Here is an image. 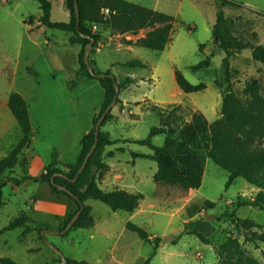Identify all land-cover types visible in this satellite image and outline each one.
I'll return each instance as SVG.
<instances>
[{
	"label": "rangeland",
	"instance_id": "obj_1",
	"mask_svg": "<svg viewBox=\"0 0 264 264\" xmlns=\"http://www.w3.org/2000/svg\"><path fill=\"white\" fill-rule=\"evenodd\" d=\"M128 1L163 11L174 17L170 39L163 50H151L126 42L127 39L134 41L137 36L145 34L148 28L141 29L135 34H119L113 33L107 26L89 23L93 31L102 29V33L107 35L106 38L115 37L114 42H121L124 47L115 45L102 47V60L104 63L114 64L110 71L115 77L125 70L121 63L133 56L147 64V67L137 70L143 82L135 92L138 98L145 100L134 102L135 107L125 108L120 105L124 112H120V117L113 119L112 123L109 122L110 136L120 139L115 145L128 148L117 153L123 160L126 174L135 173L140 178V181H134L132 189L142 195L139 201L140 210L134 215L123 210L113 211L106 203L89 198L86 204L92 207L95 219L93 226L71 229L65 235L59 232L52 233L59 231L60 221L58 222L55 215L38 201L45 200L50 195L49 185L31 181L15 187L12 183H6L0 196V257H10L20 264H58L59 255L47 246L37 228L46 230V240L56 246L64 256L95 264H204L214 258L212 244L201 241L189 232L190 229L211 231V239L217 243L224 240L226 234L221 228L229 221L225 213L236 209L228 208L227 203L236 197L241 189L240 184L245 180L237 178L226 188L227 171L206 157L201 185L193 189L190 198L185 200L190 188L185 187L182 182H166L158 186V182L153 179V167L149 166H154L155 162L147 158L133 157L130 153V150L150 151L149 148L138 143L124 142V139L144 138L150 127L162 124H166L167 128L171 127L175 136L180 130L192 126L195 132L211 135L204 148L205 153H208L216 139L220 143L224 142L223 136L213 135L215 129H225L221 114V87L216 84V82L226 84L223 57L228 53L230 68L233 77L235 76L232 78L233 86L245 105L251 99L250 90L254 89L248 78L252 79L258 70L243 67L246 76L238 78L233 66L234 63H239L237 58L239 56L235 55V50L243 48L244 44L237 42L236 38L234 42L229 40L223 46L212 42V26L221 4L220 0ZM233 1L238 5L231 6L226 2L223 6L221 20L223 31L234 30L244 41L264 42V0ZM12 7L13 5L9 8ZM102 9L100 15L103 14ZM7 10L0 9V24L4 43L9 50H14L12 40H18L20 30L24 29L26 33L23 43L27 42L28 47L34 48L30 52L29 60L32 64L35 63L34 66L39 72H50L46 67H39L45 60L52 63V68L55 66L56 69H59L61 64L68 66L71 63L72 52L77 45L69 42L65 31L48 27L30 29L33 23L30 24L27 18L39 11L37 0H22L12 16ZM51 18L58 21L68 20V11L62 0H52ZM9 30L12 35L7 34ZM44 39L50 42L46 43ZM127 45L131 46L127 49ZM211 52L213 55L209 57L210 62L207 66L192 68V65ZM24 56L23 53L22 57ZM175 69L180 70L191 82L204 81L207 87L195 92L182 91L175 81ZM140 102L142 104L139 105ZM174 106L176 108L172 110ZM104 126L103 129L107 128ZM164 136L163 133L153 136V143L162 144ZM10 149L11 147L6 153ZM4 154L5 151L1 152L0 156ZM18 159L24 168L28 161L26 149L18 155ZM163 164L179 177L185 176L184 168L176 160L164 157ZM18 168L16 167L12 174H9L11 172L9 171L6 176L15 175L23 169ZM205 200L212 202V206L205 209L210 217L198 212L188 215L189 206L201 204ZM248 204L239 209L241 214L246 213L243 208L248 210ZM72 205L74 207V204ZM254 209L256 210L250 214H254L258 220H264V209L260 207ZM205 210L202 209L203 212ZM24 212L29 214L32 222L26 221L22 227L5 228V224L14 217L24 215ZM127 221L143 227L152 235L151 239H142L136 232L128 229ZM154 236L161 237L157 248L152 241ZM164 236L167 240L163 243ZM197 252L201 253V257L195 256Z\"/></svg>",
	"mask_w": 264,
	"mask_h": 264
},
{
	"label": "trees",
	"instance_id": "obj_2",
	"mask_svg": "<svg viewBox=\"0 0 264 264\" xmlns=\"http://www.w3.org/2000/svg\"><path fill=\"white\" fill-rule=\"evenodd\" d=\"M41 14L39 16L30 15L28 21L34 23L38 21L40 25L48 28H57L65 31L71 42H77L81 45L78 54L79 67L75 73L67 78L69 88H74L82 78L88 77L98 80L103 88V101L94 114L92 119V127L86 132L81 140V149L75 163H64L57 166V154H52V161L45 166L39 176H29L23 174V167L18 159V155L23 153L31 143V123L29 118L28 105L23 96L18 92H11L9 95L8 106L14 115L19 128L21 137L19 141L11 147V149L2 157H0V196L2 187L9 181L20 183L25 179L34 181L47 182L52 190L68 197L74 204V208L64 217L60 229H63L74 213L82 208L77 220L69 229L83 228L93 226L95 220L90 214L91 207L85 204L89 198L100 200L106 203L113 211L123 210L127 212L134 211L142 198L139 193H130L122 189H114L105 191L97 186L96 172L106 169L107 164L103 158L105 155L110 156L113 151H108L106 154L105 147L120 141L113 139L107 131L101 130V127L111 119L120 117L118 113L117 97L116 103L107 112L105 118L100 124L98 140L95 149L91 153L85 167L75 177L79 166L81 165L86 153L94 143L95 124L97 119L105 111L106 107L112 101L116 91V78L111 71H102L95 65L91 58L94 47L102 38V29L93 31L89 27V23L107 26L113 33H137L139 30L148 28L145 34L138 37L135 41L127 39L128 44L140 45L151 50H163L169 39L173 28L174 17L163 11L136 3L128 0H77V9L79 11V22L77 25L76 6L74 0H65V8L69 13L67 21L52 20L51 15V0H37ZM231 6L238 5L233 0H220V7L217 11L216 20L212 26L211 39L216 45L223 46L229 40L234 42V37L225 38L221 34V20L223 17V6L225 3ZM108 7V14L100 15L101 8ZM83 34V35H81ZM94 39L92 49L89 54V62L93 67L94 74H91L87 65L84 62V46L90 40ZM192 65V68L207 66L210 62V56ZM252 56L256 61L264 62V46L258 44L253 48ZM224 67L225 85L216 82L221 87V114L224 119V130H216L215 136H223L224 142H218V139L212 144L208 153H205L204 148L211 138V135L203 132H195L193 127H186L179 131L178 135H174V130L166 127V124L150 127L148 134L144 138H125L124 142H133L147 146L151 153L131 152L133 157L149 158L157 162V171L154 174V180L161 183H177L182 182L187 188H198L202 181V169L205 164L206 157L210 158L216 165L223 168L228 173L226 188L238 177L245 179L250 184L256 186V191L253 199V205L264 208V95L259 96L254 89L250 90L251 100L248 104H243L237 92L233 88V74L230 68V60L228 53L222 60ZM128 67H144L145 63L139 59H130L124 62ZM175 81L178 87L184 92H195L207 87L204 81L191 82L180 70H174ZM134 79L130 76H125L120 81H117L119 91L121 88L133 83ZM176 106L172 108L175 109ZM164 134V141L161 145L153 143L152 137L158 134ZM167 157L176 160L185 170V176L179 177L174 172L170 171L163 164V158ZM27 163L24 165L26 167ZM23 168L19 176L12 174L15 168ZM18 168V169H19ZM64 173L67 178L58 175ZM54 176L53 181L51 177ZM59 186L64 187V189ZM249 203L244 201L243 204ZM212 202L205 200L201 204L191 205L187 208L188 215H193L200 212L206 207H211ZM225 215L230 217L235 216V211H227ZM237 224H245L247 226H264L256 223L251 219H243L235 217ZM28 220L27 215L14 217L5 226L6 229L22 227ZM126 227L136 232L142 239H149L148 232L141 226L131 221L126 222ZM68 230V231H69ZM40 233L41 228H37ZM68 231L63 233L67 234ZM190 233L196 235L201 241L210 243V240L204 233L197 229H190ZM252 238L264 237L263 234L253 232ZM43 238V237H42ZM151 239V238H150ZM160 236L152 237L154 246H159ZM215 253L218 258V264H262L253 256L248 254L234 236H229L223 243L215 247ZM66 257V264H95L83 259ZM0 264H20L10 257H0Z\"/></svg>",
	"mask_w": 264,
	"mask_h": 264
},
{
	"label": "crops",
	"instance_id": "obj_3",
	"mask_svg": "<svg viewBox=\"0 0 264 264\" xmlns=\"http://www.w3.org/2000/svg\"><path fill=\"white\" fill-rule=\"evenodd\" d=\"M21 1L22 0H0V9H8L7 12L12 16L14 10L18 9L19 3ZM62 1L64 3L65 0ZM11 5H13V7L9 8ZM40 14L41 10L39 9V11L34 16L37 17ZM1 27L2 24H0V153L5 151L6 154L8 148L15 145L21 137V130L19 128L17 120L15 119L8 106L10 93L18 92L23 96L28 105L29 118L31 123V143L26 149L28 161L26 167H24V169L22 170L23 174L27 173V175L33 177L39 175L44 170L45 166L52 161L53 153L57 154V166H61L64 163H75L81 149L80 140L82 136L92 127L93 116L98 111L103 101L104 95L103 88L100 86L98 80L96 79L84 77L74 88H69L67 85V78L72 76L79 67L78 54L81 45L77 42H71L69 40L70 43H74L75 45H77V47H74V50L72 52L71 63L68 66H64L61 64L60 68L56 69L55 66L54 68H52V63H48L45 60V63L38 65L40 68L46 67L47 70H50V72L42 73L39 72V69L35 68V63L32 64V62L29 60V56L31 54L30 52L34 48L28 47L26 45L27 42L23 43V38L26 33L25 30H20L18 40H12L14 50H9L4 43L3 36L1 34ZM43 27L45 26L40 25V23L36 21L35 23L31 24L30 29H41ZM7 34L12 35L11 30H9ZM221 34L227 39L230 37H234L236 38L237 42H242L244 44L243 48L235 50V55L239 56L237 57L239 63H234L233 65L236 69L235 75H238V78H244L246 76V73L244 72V70H242L243 67H249V69L254 68V70H258L253 75L252 79L248 78V82L253 85L256 94H258L259 96H263L264 62L256 61L252 56V52L253 48L256 45L262 44L264 46V42L255 41L254 43L248 40L244 41L240 36H238L237 33H235L234 30L226 29V31L224 32L222 29V25ZM106 36L107 35L105 33H102V38L97 42L96 46L94 47L93 54L91 55V58L94 60L96 67L102 71L108 69L110 70L114 66L113 63L103 62L101 55L102 47H104L105 45H115L117 47H123L121 42H114L115 37L106 38ZM138 37L140 36L134 38V41ZM44 42L49 43L50 41L44 39ZM131 45H127L126 48H129ZM24 49H27V51H25ZM23 53L25 54L24 58L22 57ZM130 59H139L141 62L146 64L145 61L135 56ZM125 61L121 63V65L125 68L124 72H122L115 78L117 81H120L125 76H130L134 79V82L126 87L121 88V90L119 91V102L117 103L118 113H122V111L124 112V108L120 109V105L124 106L125 108H130L132 106L135 107L134 102L145 100L143 98H138L135 92L143 82L142 76L137 70L139 68H144L147 66L128 67L124 65ZM241 63L245 64L241 65ZM233 88L234 90L236 89L235 86H233ZM250 100L251 99H249V101ZM140 104L142 103L140 102L139 105ZM112 120L113 119L107 121L105 123L106 125L104 124L105 126H107V128L103 129L104 125L101 127V130L109 132V135H111L110 123L113 122ZM111 138L116 139L115 137ZM115 144H117V142L105 147L104 154H106L108 151H113V154L110 156H104L103 160L107 164V167L102 171L96 172L97 186L105 191L122 189L130 193L141 194L140 192H135L132 190L134 188V181H140V178L137 177L135 173L134 175L133 173L132 175L126 174V171L123 168V160L117 154L120 151H125L128 148ZM131 152L151 153V150H130V153ZM132 162L134 163L135 159H133ZM206 162L207 161H205V164ZM149 166L153 167L154 179V174L158 169L157 162H155L154 166ZM203 171L204 166L202 169V177ZM15 175L19 176L20 171H18V173ZM31 181L40 184L47 183L34 181L32 179H25L18 184L11 181L7 183H12L15 187H19L22 185H26ZM160 183L161 182H158V186L160 185ZM47 184L49 185V183ZM240 185L241 189L239 192H237L236 197L227 203L229 204L228 208H236V215L234 217H230L228 215L225 216L229 219V221L225 227L221 228V231L226 234L224 240L218 243L214 242L211 239L212 232H204L202 230V232L205 233L206 237L209 238L212 244L214 257L211 262L204 264H218L215 247L223 243L231 235L239 236V241L242 244L241 246L244 248V250L255 259H257L260 263L264 264V237H251L253 232H256L257 234H263L264 236V226H247L246 223L237 224V220L235 218L240 217L243 219H251L256 223L264 225V220H258L254 216V214H250L251 212L256 210L254 208L260 207H252L253 202L251 201L258 188L250 184L246 180ZM193 189L195 188H190L189 193L185 196V200L190 198ZM242 193H244L245 195H242ZM49 194L50 195H48L45 200L38 199V201L41 202L47 210L51 211L52 214L55 215L56 220H58V222L60 221L59 225H61L64 217L68 214L69 211L74 208L72 205L73 203L65 195L54 192L50 185ZM246 200L249 201V204L247 203L248 210L243 208V211L245 210L246 213L244 214L242 212L243 214H241L239 212V209L245 207L243 205H245L246 203L243 204V202ZM89 206L91 207V205ZM139 206L140 202L138 207L134 211L128 213L132 215H134L135 213L137 214V212L140 210ZM260 209L264 208L260 207ZM204 210L205 209H203V211ZM203 211L201 210L198 213H203L210 217V215L206 213V210L205 212ZM24 213L28 216L27 222H32L33 219L30 218L29 214H27L26 212ZM90 214L91 216H93L92 207L90 210ZM151 236L152 235H149L150 238ZM182 254L187 255V253ZM195 256L201 257V253L197 252Z\"/></svg>",
	"mask_w": 264,
	"mask_h": 264
},
{
	"label": "water",
	"instance_id": "obj_4",
	"mask_svg": "<svg viewBox=\"0 0 264 264\" xmlns=\"http://www.w3.org/2000/svg\"><path fill=\"white\" fill-rule=\"evenodd\" d=\"M74 1H75L76 15H77V22H76V23H77V25H78V22H79V11H78V9H77V0H74ZM81 35H83V34H81ZM83 36H84V35H83ZM93 42H94V39H93V38H90L89 42H88L87 44H85V46H84V54H83L84 62H85V64L87 65L88 70H89V72H90L91 74H94V70H93L92 65H91L90 62H89V54H90V51H91V49H92V44H93ZM115 86H116V91H115V95H114L112 101H111V102L109 103V105L106 107V109H105V111L102 113V115L97 119V122H96V124H95L94 143L92 144V146L90 147V149H89L88 152L86 153V155H85V157H84V159H83L81 165H80L79 168H78V171H77L75 177H73V178L71 179L72 181H74V180L76 179L77 175H78V174L82 171V169L85 167V165H86V163H87V161H88V159H89L91 153L93 152V150H94L95 147H96L97 140H98L99 129H100V124H101L102 120L105 118V116H106L107 112L110 110V108L116 103V100H117V97H118V93H119V88H118V86H117V80H116ZM57 174L60 175V176H62V177L67 178V175L64 174V173H57ZM53 178H54V176L51 177V181H53ZM59 187L62 188V189H64V187H62V186H59ZM81 210H82V208L78 209V210L74 213V215L70 218V220L67 222L66 226H65L63 229H61V230H59V231H52V233H57V232H59V233L63 234V233H65L66 231H68V230L72 227L73 223H74V222L77 220V218L79 217V215H80V213H81ZM206 216H208V215H206ZM45 233H46V230H41V231H40V234H41V236L43 237V240L45 241V243L47 244V246H48L49 248H51L53 251H55V252L59 255V257H60V261H59L58 264H66V257L62 254V252H61L56 246H54L53 244L49 243V242L46 240V238H45ZM165 240H167V239H166V237L164 236V238H163V243L165 242Z\"/></svg>",
	"mask_w": 264,
	"mask_h": 264
},
{
	"label": "built area",
	"instance_id": "obj_5",
	"mask_svg": "<svg viewBox=\"0 0 264 264\" xmlns=\"http://www.w3.org/2000/svg\"><path fill=\"white\" fill-rule=\"evenodd\" d=\"M102 12H103V14H108V13L110 12V9H109L108 7H105V8L102 9ZM242 195H245V194L242 193ZM232 236L236 237V238L238 239V241H239V239H240L239 236H235V235H232ZM239 243H240V241H239ZM240 244H241V243H240ZM241 245H242V244H241Z\"/></svg>",
	"mask_w": 264,
	"mask_h": 264
}]
</instances>
